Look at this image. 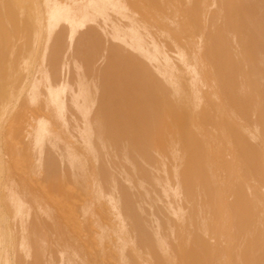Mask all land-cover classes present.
<instances>
[{
  "label": "bare ground",
  "instance_id": "bare-ground-1",
  "mask_svg": "<svg viewBox=\"0 0 264 264\" xmlns=\"http://www.w3.org/2000/svg\"><path fill=\"white\" fill-rule=\"evenodd\" d=\"M145 1L149 17L143 10L142 14L147 19L150 18L153 22L150 19L148 21L152 24L141 19L139 8L131 9L132 6L130 8L124 0H97L96 8L104 16L103 24L110 22L112 36L120 39L124 46H129L147 63L144 65L135 60L127 63L118 61L119 97L125 99L119 101V129L125 128L129 122L136 125L137 129L125 137L119 131V161L130 162L129 154L135 153L140 160L151 165L150 168L155 162L158 165L155 170L163 173V178H157L152 174L154 170L152 173L150 170L147 173V184H159L157 187L168 200L166 210L178 222L175 228L178 226L180 237L176 244L180 255L178 260L171 244L177 239L174 225L167 221L166 229L169 234H162L160 220L152 215L155 217L152 220L155 219L153 221L156 223L151 224L152 228L155 226L151 232L163 263L264 264V0H210L211 5L215 6V10L213 6L210 7L214 10L211 16L205 5L201 8L198 4L200 0H196L197 3L186 0L184 9L180 12L176 4H165L164 0H159L167 8L165 16L160 14L161 10L157 8L160 6L155 4L157 0ZM77 2L78 0H0L3 20L9 30L7 37L2 40L0 51V264L24 262L18 263L17 257L16 263L10 252L15 235L2 192L4 177L9 171L7 168H10V163L8 165L6 161L10 162V159L6 160V145L2 144L1 135L8 118L10 121L11 116L19 117L18 112L15 115L13 110L17 108L20 111L23 108L22 111L25 110L28 118L36 124L32 137L36 153L33 159L36 164L31 162V165L40 175L44 168L45 138L47 135L59 137L50 128V120L39 111L41 98L44 97L46 108L52 106L56 109L57 116L52 113L54 111L51 112L54 120L58 118L66 124L65 94L72 89L68 77L70 56L75 33L79 25L83 24L80 19H75ZM135 2L137 3L136 0ZM13 9H16V14ZM108 9L129 22L123 27L118 20L119 25L114 23L108 16ZM82 13L83 16L86 15L85 11ZM159 20L164 21L167 27L153 28L154 22ZM62 24L69 26L65 41L63 43L58 39L54 42L53 50L49 51L54 31ZM30 28L32 46L29 49L27 40ZM81 84L79 91L83 102L80 103V112L85 118L81 140L85 145V156L88 155V160L90 156L96 161L94 130L87 120L93 98L88 85L83 82ZM162 85L169 89L168 93L163 91ZM129 97L131 99L127 100ZM22 111L20 116H23ZM25 119L23 116V120H20L24 122H15L16 126L24 124ZM11 126L13 127V121ZM23 128L26 127H16L14 130L19 129L20 133H24ZM59 128L62 129L61 126ZM143 130L147 132L146 139ZM19 132L12 130L11 133L15 138ZM25 138L20 142L29 150L30 145H24L28 141ZM70 143L71 141L66 143V147L72 154L71 158L79 160L75 145ZM28 153L29 151L27 156ZM19 154L21 153L18 156ZM29 162L27 165H30ZM85 163L81 160L79 162L82 167H85ZM31 165L24 167L27 168L25 173ZM93 168L91 166L90 170L94 172ZM10 170L13 172V168ZM92 171L89 183L92 188V183L95 184V192L103 199L106 198L107 205L114 209L115 218H118L120 224H117L119 227L116 225L120 229L119 237L129 246L133 245V253L139 254L140 250L138 251L135 237L121 211L120 202L105 191L100 177ZM19 173L17 172V176ZM26 175L24 174L25 179ZM125 176V180L132 185L134 181L131 174ZM23 181L26 183V180ZM19 184L17 183L20 188ZM28 185L31 186L29 188L33 186L31 182L27 184V188ZM24 188L20 193L21 202L25 203L24 209L29 211L28 214L31 211L32 216L42 224L41 213L45 197L41 194V189L39 192V187L38 191H35L34 186V189L28 188L30 192ZM46 206L50 214L53 213L49 204ZM83 208L86 213L94 211L92 205ZM22 216L24 224L26 218L25 215ZM107 217L106 215L105 219ZM30 222L29 226L33 223ZM96 222L99 228L104 229L105 225L100 218ZM28 225V228L25 226L28 229H25V233L28 234L29 231L31 244L37 251H42L40 255L43 261L53 264L50 263L47 252L48 245L52 242L58 246V240L49 232L46 234L48 239L43 235L41 237L35 232L34 225ZM17 231L19 229L15 230L16 233ZM71 236L69 234L70 242ZM62 239L60 241L64 242L63 246L58 250L60 260L76 264L74 257V260L70 257L76 251L81 256L74 254L75 258H81V262L86 264L87 260L82 261L85 253H79L75 248L74 252L68 253L69 256L64 249H72L73 246L68 242V247L67 241ZM20 252L22 253L21 250ZM122 261V264H127L125 254L122 255ZM153 264L160 263L154 260Z\"/></svg>",
  "mask_w": 264,
  "mask_h": 264
},
{
  "label": "rangeland",
  "instance_id": "rangeland-1",
  "mask_svg": "<svg viewBox=\"0 0 264 264\" xmlns=\"http://www.w3.org/2000/svg\"><path fill=\"white\" fill-rule=\"evenodd\" d=\"M96 1L97 0H78V2L75 5L76 7L75 19L76 20L80 19L83 24L79 25L75 33L74 45L70 56V72L68 74V77L72 89L68 90L67 93L65 94L66 124L58 120V118H56L58 120V123L56 122L57 121L56 119H55L56 121L54 120L52 113H54V116H57V114L55 113L56 109L52 106L46 108L44 106V97L41 98L42 101L39 111L46 115V117L50 120V128L54 133H57L59 135V137L57 138L53 137L52 135H47L45 138L44 160H43L44 168L41 174L40 175L37 174L34 171V168L32 167L33 165H31V162L36 164V161L33 159V156H35L36 153L34 152L35 148L32 140L33 130L35 129L36 124L34 120L28 118L27 112L25 110L22 111L23 108H21L20 111H22V115L25 116L26 118L25 119L26 121L24 123L26 126H24V124H21L20 126L17 124L16 126L15 122L17 121L21 122L20 119L22 118L23 120V116H20L21 113L19 109L15 108L13 112L16 113L15 115H17L18 112L19 117L17 118L10 115L12 117V118L10 117V119L12 120L9 121L8 118V121L5 124L6 126H4V130L2 133L3 135H1V138L3 137L2 144L6 145L4 148L5 154L7 155L6 160L10 159V162L9 160L8 162L6 161L7 164L10 163V165L8 164L10 168H7V170L9 171H7L8 173L6 172L5 174L6 177H4L5 182L2 187V192H3L5 204L6 203L8 204V206L6 204V207L11 219V224L13 222L12 228L15 235V241L12 244V251L10 250V252L14 257L16 263L17 261L18 263L20 261L21 262L24 261L22 264H29L30 262H31L30 264H32V262H38V264H48V262L43 261L42 255H40L42 254V251L39 250L40 251L39 253V251H37L35 246L33 247V244H31L32 242L30 239L32 238L29 234V231L28 234H26L27 232L25 229L28 228L26 225H28V223L32 221L33 223L30 226L34 225L33 227L35 229V232L39 236L42 237L43 235V237L46 238L47 237L46 234L49 232L52 237L58 240V246L53 244L52 242H50V244L48 245L47 252L49 253L50 256V263L52 262L53 264H68L66 261L60 260L61 257L59 256L60 254L58 251L61 248V246H63L64 243L60 241V238L62 239V237H64L65 239L66 236L67 238L65 239V242L67 241L66 243L68 247L71 244L73 246L72 247L73 250L71 249V247L67 248V250L66 248L64 249V247L66 246L65 244V246L63 247L65 252L67 251L66 252L67 254L69 252L71 254V252H74V250L77 249L78 250L77 252L82 254L85 253L83 254L84 256L82 257V261L87 260L88 263L86 262V264H89L90 262L95 264V261H97V264H122L123 254H125L127 257V264H138L140 263L141 260L142 261L140 264H146V263L149 264L148 260H150L151 264H153L154 260H156L160 264H164L160 251L158 250V247L155 244V239L151 232L152 229L155 227L154 226L152 228L151 224L154 225V222L156 223V221H153L155 219L152 220V217H154L155 215L158 221L160 220L159 222L162 224V234H166V233L169 234V230L166 229L167 221L171 225H174L173 229L177 239L174 242H171V244H172V248L175 250L176 254L178 255V260H180V255L176 248V244L180 240L178 226L177 228H175L178 222L176 223L174 217L172 218V216L167 212L166 207L168 204L167 202L168 200L164 197L163 192L159 189V187H157L159 184L157 186L155 184H147L148 183L147 173L150 170L151 173L153 172L152 170H154V173L152 174L155 175V177L157 178H159V176L163 178V173L160 170L159 171L155 170L157 169L158 166L155 165L156 164L155 162L152 163L154 168L153 167L150 168L151 165L149 166L148 164L144 163L142 160H140L137 157V154L135 153L129 154L130 155L129 158L131 159L130 162L121 159L120 160L122 162L120 163L119 161V131L123 135V137H125L126 135H129L131 132L137 131V129H136V125H134L132 122L127 123L125 128H122L121 130L119 129V101H121V99L122 100L125 99L123 97H119L118 61L119 62L125 61V63H127L129 61L135 60V61L143 62L144 65L147 63L145 59H141L142 56L140 57V55L135 53L129 46L127 45L124 46V44L120 39H117L112 36V31L110 29L112 28V26H110L111 25L110 22L105 23V25L103 24L104 21L102 20L104 16L96 8ZM124 1L127 3V5L130 8L132 6L131 9L134 8L136 9V7L139 8L140 13L138 12V10L137 12L139 13L141 19L146 23L152 24L151 22H149L152 20L150 18H149L150 20L147 19L149 17V15L146 13V10L148 9L147 1L136 0L137 3L135 2V0H124ZM209 1L210 0H200L198 4L201 5V8L203 7V5H205V8L207 9L209 16H211L213 14V11L215 10V6L211 5ZM164 2L165 4L168 3L176 4L180 12L183 11L186 0H164ZM194 3H197L196 0H194ZM155 4H157V6H160L157 7L159 11L161 10L160 14L162 16H165L167 8L164 7L159 0H157ZM210 7H212L214 10ZM142 10L148 17L145 16V14H142L143 12ZM83 11L86 12L85 16H83L82 13ZM13 12L16 14V9H13ZM107 12L110 19L117 24L118 21H120L119 24L122 25V27L123 25L127 24L126 22H129L126 20V18L118 16L111 9H108ZM154 23L155 24L153 25L154 26L153 28L167 27L166 23L162 20L155 21ZM158 23H160V25ZM4 24L5 23L2 16V9L0 8V51H2L1 49L2 40L5 37H7L9 31L6 24L5 25ZM106 25H108V27ZM68 27L69 26H67L66 24H62L61 26L56 28L53 34V40L50 42L49 45V51L53 50L54 42L57 41L58 39H60L64 43L66 34L69 29ZM126 27L128 26H124V28ZM100 28L101 30L103 29V31L99 30ZM30 30H31L30 33L28 32V40H27L28 41L27 46L29 49L32 46L31 44L32 28H30ZM87 35L89 36V38H87ZM105 37L106 39H104ZM85 39L87 41H85ZM17 41L20 42L19 40ZM15 60H16L15 65L17 67L18 57ZM24 74L25 73H23V75ZM19 75L21 76V74ZM82 82L88 85L90 94L93 98V102L90 105L91 108L87 116V120L90 123L92 129L94 130L93 144L95 148V153L97 154L96 161H93L90 158V156H89L90 160H88L87 154H86L87 156H85L84 154L85 145L81 140L82 139L81 128L83 127L82 125H84V120H85V118L80 112L81 109L80 105L83 102V98H81L82 96L80 95L79 87L82 85L81 84ZM162 89L166 93L169 92L168 91L169 89L164 85H162ZM126 99L129 100L131 99V97ZM48 115L50 117H48ZM13 118L15 121L13 120ZM12 121H13V127L11 126ZM129 121H131V119ZM14 125L16 127H19V129L21 126L26 127L25 129L23 128L24 133H20L19 129L14 130L16 128L14 127ZM59 126H61L62 128L61 130ZM12 130L13 132L17 131L20 134L19 135L17 134L18 136L16 135V137L14 138L15 135L12 136L11 133ZM63 131H65L66 136L63 133ZM143 135L145 139L146 137H148L147 132L145 133L144 130H143ZM21 137L22 138L26 137L24 140L26 139L28 140L27 143L24 142L25 143L24 145L27 144L28 147L30 145L29 150L27 149V146H24L26 149L23 147V143L20 142L22 140ZM4 139L5 141L6 140L8 141L6 142L8 144L5 143ZM70 141L72 145L73 144L75 145V150L77 151L78 156L80 158L79 160H74L71 158L72 154L71 152L68 151L66 147V143ZM21 147L23 148V150H21L22 149ZM27 151H29L28 154L30 156L29 155L27 156ZM19 152L21 154H19L18 156ZM80 160L81 162L83 161L84 163L86 162L85 167L80 166L79 164ZM19 161L20 164H17L19 163ZM28 161H30L29 163L31 167H29L27 173H25L27 168L24 167L30 166L27 165ZM91 161L93 164H91ZM91 166L92 168L93 166H95L93 168L95 169L94 172L92 171V169L90 170ZM19 167H21V169ZM12 168L14 173L12 172V170H10ZM169 168L171 169L170 164H169ZM29 170H31V172ZM89 170L92 171L93 173H96V175L100 177L105 191L108 194L115 197L120 202L121 211L123 212L124 216L127 219L129 229L130 231L132 230L131 233L135 237L138 251L140 250L139 254L136 255L135 252L133 253L132 252L134 250L132 249L134 248L133 245L129 246L127 243L123 241V239L120 238L121 233L118 232V230L120 231V229L119 228L117 229V226L120 224L118 218H115L116 213L109 204H108L109 205L108 208L107 205L108 202L106 198L103 199L95 192V184L93 183H92L93 185L92 188L91 183H89L91 182L90 179L91 172ZM11 172L13 173V175ZM17 172H20L22 174V176H20L21 175L20 173L18 174V176L21 177V179L17 176ZM128 173L131 174V178L134 181L133 182L134 184L131 183L132 185H130V182L128 180H125L126 177L125 174L127 175ZM24 174H27L26 179ZM22 177L23 180H26L27 184L31 182V184L35 188L38 186L39 192L41 189L42 191L41 194L46 198V199L43 198L45 200V205L42 207V213H41V222L43 225L40 223L39 219H36L35 216H32L33 213L31 214V211L30 214H28L29 211L25 210L26 208L24 201L21 202L22 197H20L21 196L20 193L22 194V189L25 187L24 188L25 191H29V189L33 188V186L32 188H29L30 185H28L29 188L28 189L27 184L25 183V181L22 180ZM17 179L22 180L19 181L20 184L18 181H14ZM170 181H172L171 178ZM127 182L129 183L127 184ZM17 183L19 184L20 188L18 187ZM5 187L6 188L8 187L9 191L8 188L6 190ZM38 187L36 188L37 190L35 189V191H38ZM152 193L155 194L153 195ZM5 195H7L6 196L7 198L5 197ZM169 199L171 200L172 198ZM46 200H48V202ZM159 201L160 203H158ZM86 203L89 206L90 205L93 206V210H94L93 213H86L83 210L84 209L83 206L85 207L88 206ZM47 204H49L51 210L53 209L52 210L53 213L51 214H53L55 218L52 217L53 215L51 216L48 210L49 208H47L46 206ZM107 209L109 212L107 211ZM24 211L25 213L23 214ZM22 215H25L26 218V223L24 224L23 222L25 219L23 218ZM106 215L108 216L107 219L109 218L108 221L107 219H105ZM97 217H99L100 221L104 223L105 225L104 229L98 227L96 221L99 220V218L95 220ZM17 219H18L19 227L17 224ZM56 220L58 222H56ZM37 221L39 224L37 223ZM43 227L47 229V231ZM14 229L15 230L19 229V232L17 231L16 233ZM57 229L60 231H58ZM57 232H60L61 234L59 235V233ZM111 232H113L114 235ZM57 234L59 235V237H57ZM69 234H72L71 242L70 240H68V238L70 239ZM28 235L30 236V238ZM27 236L28 239L26 238ZM46 239H48V237ZM64 239H62V241H64ZM73 240L76 242H74ZM68 242L70 243L69 245ZM15 243L17 244V246ZM128 243L132 244L131 242ZM20 250L22 251L23 254L20 252ZM70 254L68 255L70 256ZM74 254H76L77 257L81 255L79 254L78 256V253H76L75 251L70 256L72 259L74 257L75 260L74 259L73 260L77 262L76 264H81L82 263L80 260L81 258H75L76 256ZM95 256L97 258H95ZM145 256L148 258H146ZM21 258H23L24 260H22ZM26 258L28 260H26ZM89 259L91 261H89ZM138 259L140 261H138Z\"/></svg>",
  "mask_w": 264,
  "mask_h": 264
}]
</instances>
